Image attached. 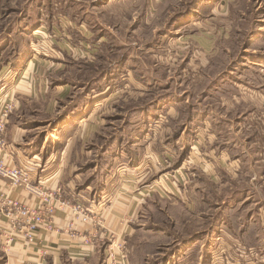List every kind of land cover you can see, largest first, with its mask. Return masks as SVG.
Segmentation results:
<instances>
[{"label": "rangeland", "instance_id": "374dc122", "mask_svg": "<svg viewBox=\"0 0 264 264\" xmlns=\"http://www.w3.org/2000/svg\"><path fill=\"white\" fill-rule=\"evenodd\" d=\"M218 1L0 0V67L65 58L57 76L41 71L46 87L102 92L93 141L109 157L81 183L99 194L103 170L126 163L140 200L126 235L98 242H115L121 264H264V0H227L222 14Z\"/></svg>", "mask_w": 264, "mask_h": 264}, {"label": "crops", "instance_id": "0c3cea01", "mask_svg": "<svg viewBox=\"0 0 264 264\" xmlns=\"http://www.w3.org/2000/svg\"><path fill=\"white\" fill-rule=\"evenodd\" d=\"M226 2L227 0H219L217 7L213 5L209 8L211 11L216 8L215 10L222 14ZM259 20L264 21V9ZM40 32L36 31L35 36ZM27 57L24 59L26 60ZM24 59L20 58L21 62H19L10 58L1 62L0 108L13 102L15 109L10 114L4 134L7 148L0 157L7 159L13 165L24 167L34 183L41 182L51 189L59 187L65 192L66 198L72 196V200L69 198L71 202L92 209L95 222L83 223L76 220L69 210H57L54 216V228L39 230L35 243L28 244L21 239L9 248H4L0 238V248L6 253L4 264H61L65 258L104 264L108 249L105 246L99 247V240L112 232L110 227L119 231V233L115 232L116 236L126 235V213H132L133 207L140 198L129 191L131 185L127 187L126 192V163L118 174H115L112 167L107 166L103 170L100 175L103 176L104 181L100 182L102 189L99 194L95 191L88 195L90 189L82 188L83 177L87 174H98L96 172L100 167V160L108 161L109 157L106 152L98 155L99 147L93 141L99 133L95 130L94 117L99 106L96 104L98 95L102 92L93 93V88L85 90V86L72 87L69 81L58 83L53 89L46 87L45 80L40 76L41 71L44 72L46 67L48 78L50 73L57 76L66 70L68 62L63 60L65 58H37L28 63L26 68H24L26 66ZM76 89L82 91L83 97L80 96L73 105L61 104L58 109L57 104L52 102V96L69 98ZM78 132L83 133L84 140L94 143L91 148L84 151L82 148L79 150L74 148L73 143L77 139ZM87 186L91 188L92 183ZM0 194L18 199L31 207L38 203V199L33 194L23 187L12 186L8 179L2 177H0ZM82 199L89 202H84ZM100 219L104 220V225L108 224L107 227L99 228ZM70 223L77 230L73 233L74 236L68 233ZM7 224L6 217L0 214V232L2 228L8 227ZM83 235L95 236L94 244L84 243Z\"/></svg>", "mask_w": 264, "mask_h": 264}, {"label": "built area", "instance_id": "2783aa9c", "mask_svg": "<svg viewBox=\"0 0 264 264\" xmlns=\"http://www.w3.org/2000/svg\"><path fill=\"white\" fill-rule=\"evenodd\" d=\"M15 109L13 102L0 108V154L5 152L7 142L4 134L10 114ZM0 177L6 178L14 187H23L27 192L33 194L38 203L36 206H28L18 199H12L7 195L0 194V214L6 217L8 227L2 228L0 232L1 242L4 248H9L14 242L23 239L26 243H35V237L39 230L54 228V216L57 210H69L72 215L83 223H94V212L92 209L80 203H73L65 197L61 188L51 189L41 182L34 183L32 177L22 166L11 164L7 159L0 157ZM77 230L70 223L68 233L74 236ZM94 237L83 235V242L94 244ZM117 242V241H116ZM113 244L108 247L106 264H121L119 252ZM122 260L125 256L122 255Z\"/></svg>", "mask_w": 264, "mask_h": 264}]
</instances>
